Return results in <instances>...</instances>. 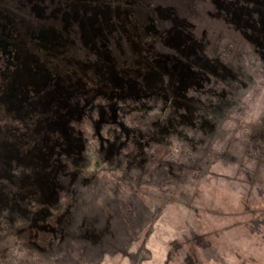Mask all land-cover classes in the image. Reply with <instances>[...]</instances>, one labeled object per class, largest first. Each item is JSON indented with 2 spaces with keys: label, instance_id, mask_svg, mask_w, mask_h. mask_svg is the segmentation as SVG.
<instances>
[{
  "label": "rangeland",
  "instance_id": "obj_1",
  "mask_svg": "<svg viewBox=\"0 0 264 264\" xmlns=\"http://www.w3.org/2000/svg\"><path fill=\"white\" fill-rule=\"evenodd\" d=\"M0 264H264V0H0Z\"/></svg>",
  "mask_w": 264,
  "mask_h": 264
},
{
  "label": "flooded vegetation",
  "instance_id": "obj_2",
  "mask_svg": "<svg viewBox=\"0 0 264 264\" xmlns=\"http://www.w3.org/2000/svg\"><path fill=\"white\" fill-rule=\"evenodd\" d=\"M5 34L3 33V31H2V29L0 28V38L2 37V36H4ZM1 43V42H0Z\"/></svg>",
  "mask_w": 264,
  "mask_h": 264
}]
</instances>
